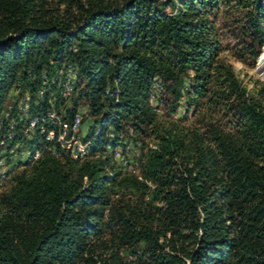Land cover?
<instances>
[{"label": "trees", "instance_id": "1", "mask_svg": "<svg viewBox=\"0 0 264 264\" xmlns=\"http://www.w3.org/2000/svg\"><path fill=\"white\" fill-rule=\"evenodd\" d=\"M221 1L0 0V116L20 87L30 120L58 109L51 90L38 95L72 65L66 120L82 102L95 120L84 158L44 151L0 181V264H264V92L221 59ZM257 11L248 23L262 49ZM157 78L166 94L154 107ZM184 96L194 121H162ZM125 129L143 147L140 175L108 150ZM50 130L33 150L53 145Z\"/></svg>", "mask_w": 264, "mask_h": 264}, {"label": "rangeland", "instance_id": "2", "mask_svg": "<svg viewBox=\"0 0 264 264\" xmlns=\"http://www.w3.org/2000/svg\"><path fill=\"white\" fill-rule=\"evenodd\" d=\"M258 5H261L264 11V0H260L259 4L255 3L253 0L221 1L214 18L216 30L223 46L221 59L233 67L242 85L254 93L260 91L264 92V47L260 49L259 42L253 39L248 23L251 14H257ZM254 53H259V57L256 61H253ZM56 75L58 80L55 82L58 83L53 87L49 86L46 88V91L51 90L53 96L59 100V108L54 109L64 116L66 108L73 105L74 100H76V95L79 93V89L76 88L78 84L77 70L70 65L67 70H62ZM27 94L29 93L24 92L22 87L14 88L11 92L5 109L0 116V136L7 135L11 131H15L16 134H21L25 124L30 121L31 99L28 101L29 112L24 114L20 110V107L24 106L25 102H27L25 99ZM165 94L166 88L163 84V89L158 93L156 100L152 101L150 98L151 104L154 107L157 104L159 105L161 98ZM38 98L40 99L42 97L38 95ZM78 106V114L83 117V122L77 135L84 141L89 130L94 125L95 120L89 116L87 103L82 102ZM186 107L187 99L184 96L179 103L176 114L169 115L163 112L159 118L162 121H174L179 124L187 125L194 120L191 118L185 121L184 116ZM107 136L108 142L111 144L116 138L112 126L109 128ZM117 138L119 142L116 148L112 149L111 145H109L108 150L111 152L114 151L115 160L117 164L122 167L125 174L140 175V162L142 153L144 152L143 147L139 142L135 141L133 133L127 129H125L122 134L118 135ZM34 140L35 139L30 140L19 137L17 140L11 142L10 146L14 147L15 152L18 154L16 158L10 154L8 146L0 151V174L5 175V178L1 180H4L2 185H7L13 175L23 170L24 166L29 162L26 156H22V152H27L28 149L33 150L32 147L35 148L37 146L36 143L33 142ZM40 144H38V147L42 146V150H40L42 156L44 151H50L54 154L58 151H62L67 156L70 154L66 148L61 146H50L46 144V146H44V144ZM1 188L2 187H0V193Z\"/></svg>", "mask_w": 264, "mask_h": 264}, {"label": "built area", "instance_id": "3", "mask_svg": "<svg viewBox=\"0 0 264 264\" xmlns=\"http://www.w3.org/2000/svg\"><path fill=\"white\" fill-rule=\"evenodd\" d=\"M58 80V77L55 81ZM58 82H52V85L57 84ZM60 83V82H59ZM49 82H44V88L39 92V96L43 97L50 85ZM163 89V83L160 79H156L154 85L152 86L151 91V100H156L158 93ZM26 101L24 106L20 107V110L27 114L29 112V103L31 97L29 94L26 96ZM55 97L52 98L51 101H55ZM158 104L155 106L157 107ZM83 122V117L77 113L74 120L69 122L66 120V114L62 116V114L58 113L55 109L48 111V113L44 115H37L35 118L30 120L25 124L21 134H16L15 131L9 132V134L0 136V151L5 149L7 146L9 148V152L14 158L18 156L15 152L14 147L10 146V143L17 140L19 137H23L26 139L33 140L36 138L38 128L42 131L45 130V124L48 123L51 126V130L45 135V139L48 143H52L53 145L61 146L66 148L70 154L68 155L74 160L84 158L90 146V142L82 141L77 135L81 129ZM22 156L27 157V161L36 162L42 158V153L40 150H31L28 149L27 152H22ZM5 178L4 174H0V181Z\"/></svg>", "mask_w": 264, "mask_h": 264}]
</instances>
